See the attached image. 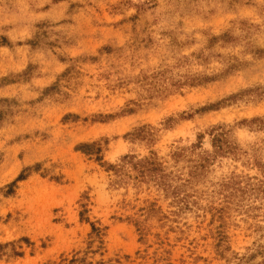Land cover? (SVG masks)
I'll return each mask as SVG.
<instances>
[{
    "label": "rangeland",
    "instance_id": "374dc122",
    "mask_svg": "<svg viewBox=\"0 0 264 264\" xmlns=\"http://www.w3.org/2000/svg\"><path fill=\"white\" fill-rule=\"evenodd\" d=\"M0 264H264V0H0Z\"/></svg>",
    "mask_w": 264,
    "mask_h": 264
}]
</instances>
